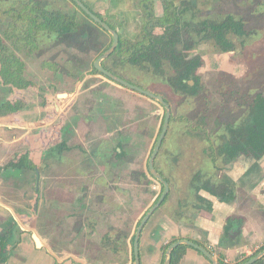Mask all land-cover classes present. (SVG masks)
I'll return each instance as SVG.
<instances>
[{
	"label": "rangeland",
	"instance_id": "obj_1",
	"mask_svg": "<svg viewBox=\"0 0 264 264\" xmlns=\"http://www.w3.org/2000/svg\"><path fill=\"white\" fill-rule=\"evenodd\" d=\"M51 1L60 7L75 8L69 0ZM83 1L102 15L110 8L109 0ZM167 1H172L177 8L188 7V15L196 9L200 10L201 16L212 19L234 14L245 20L251 33L244 41L234 40L237 48L232 53H221L211 44H203L193 52V56H200L203 60L198 71L202 88L197 98L176 94L165 78L140 68L126 66L125 70H121L124 80L163 97L170 105L174 121L170 122L157 156L158 172L173 181V196L178 197L183 192L175 201L181 204L186 201L183 189L187 183L191 186V181L198 173L201 172L203 177L206 173L221 175L212 167L210 148H217L216 143L227 134L224 123H237L247 115L257 94L264 95V0ZM164 2L125 0L111 13L122 17L126 23L122 33L133 37L140 31L141 20L147 16V12L156 18L163 17ZM82 18L86 17L82 15ZM82 18L81 21H85ZM161 33L162 30L158 29L157 34ZM96 42L108 46L112 39L101 34ZM63 43L57 47L58 44L51 42L39 56L20 55L29 68V79L35 81L36 87L28 91V108L19 114V124L24 125L25 129L19 135H14L20 139L11 147L16 154L5 161L9 164L14 160H28L29 154L35 166H38L40 179L37 190L36 168L14 169L18 171L17 177L2 182V190L6 194L4 202L8 207L14 205L21 224L50 242L58 254L84 253L93 257L100 247L101 238L97 237L99 232H110V224L116 228L126 225L131 230L133 220L130 218L138 212L135 210L143 206V213L147 214L163 191L162 183L149 173V160L162 133L166 109L160 102L105 76L87 72L92 70L97 54L87 51L88 55H81L85 53L81 49L77 57L75 52L78 51L75 49L80 45L66 40ZM103 50L104 47L98 52ZM68 55L81 58L87 65L85 81L78 88L77 84L66 82L67 77L61 72L54 73L43 68L45 60L65 65ZM73 66L67 65V70H73ZM91 76L101 77L103 83L95 85L96 79ZM57 77L59 79L55 80ZM0 90L1 102L7 92L5 89ZM43 98L46 100L45 108L42 107ZM11 100H17V95L14 94ZM9 122L7 118H0V124L4 126L11 125ZM60 127H63V134L58 136H63L61 140L66 142L71 151L64 152L58 160L52 152L57 144H61L60 139L57 140L58 136L53 139ZM197 127L198 130L195 129ZM11 139L10 134L6 136L3 143L5 149H8ZM117 150L123 153L120 159H117ZM247 158L251 157L245 156ZM218 164L224 166L221 162ZM260 171L264 173V170ZM243 172L234 168V173ZM91 175L95 177L94 182L89 178ZM102 175L106 180H98ZM145 175L148 179L144 178ZM249 180L241 181L240 186L250 190L257 181ZM118 185L128 190L135 186L137 190L133 198L130 191L126 193L127 200L120 197L116 190ZM83 190L87 191L85 198ZM9 231V228L4 227L0 236L7 235ZM18 234L15 231V236Z\"/></svg>",
	"mask_w": 264,
	"mask_h": 264
},
{
	"label": "trees",
	"instance_id": "obj_2",
	"mask_svg": "<svg viewBox=\"0 0 264 264\" xmlns=\"http://www.w3.org/2000/svg\"><path fill=\"white\" fill-rule=\"evenodd\" d=\"M69 1L75 8L60 7L51 0H12L10 2L0 0V7L3 6L2 17H0V89H5L7 92L3 101L0 102V117L17 119V116L28 108L27 103L30 100L28 91L36 87L35 81L29 79L31 78L29 77V68L21 58V54L39 56L42 49L48 48L47 46L51 42L58 44V47L62 46L65 40L80 45L75 49L78 51L75 52L77 57L81 53L80 50L83 49L85 53L82 52L81 55L96 53V57L99 58L111 47L113 43L111 35L91 20L73 0ZM124 1L109 0L110 8L105 11V15L96 13L83 1L100 19L118 32L120 37L117 50L103 63V66L122 79L125 78L121 70H125L126 66L140 68L155 76L165 78L168 86L176 94H181L185 98H197L202 88L198 71L203 65V60L200 56H193V52L197 48L203 44H211L221 53H232L237 48L235 39L244 41L251 35L245 20L234 14H227L222 19H212L211 17L201 16L200 10L196 9L191 11L190 17L188 7L177 8L172 1L164 0L163 17L156 18L154 14L147 12V16L141 20L140 31L132 37L129 34L122 33V30L126 27L122 17L111 13V10L118 9ZM4 4H7L6 7H4ZM82 15L93 24L86 18H82ZM81 18L85 21H81ZM158 29L162 30L161 34H157ZM101 34L111 37L112 42L108 46L96 42ZM103 47L104 50L99 53L98 51ZM68 57V61L63 66L60 62L45 60L43 68L54 73L61 72L66 75L67 80L64 78L66 82H73L76 85L85 79L87 65L81 58L78 59L69 55ZM67 65H74L73 70H67ZM87 72L102 75L95 68V62L92 65V70ZM58 79L59 77L55 78V80ZM54 90L57 89L54 88ZM14 94L17 95L15 101L11 100ZM45 105L46 100L43 98L42 107L45 108ZM188 120L187 123H190ZM173 121L174 117L172 116L170 122ZM224 125L227 134L222 136L216 143L217 148L213 146L210 148L212 151V155H210L212 167L221 172L242 154H251L256 160V165L246 173V176L254 173L255 168L260 170L257 162L264 158V95L262 93L257 94L247 115L238 120L237 123L226 121ZM195 129L198 130L199 127ZM66 151H71V148H68L64 141L57 144L52 153L55 158L60 160ZM207 154L209 155V152ZM116 155L117 159H120L123 153L117 150ZM157 158L155 166L158 170ZM218 162L223 163L224 166H219ZM37 167L34 162H30L28 159L20 160L19 163L12 164L6 169L13 168L20 171L23 169L34 170ZM216 176L208 174L205 180L201 172L195 176L192 187L196 191V197L199 196L200 192L206 191L222 201L230 203L235 198L237 184L225 175L222 179H218V176ZM144 178L148 179L146 175ZM166 180L171 183L168 178ZM163 191L156 199L155 204L160 199ZM167 200L168 197L162 206ZM185 203L184 205L187 206L189 200H186ZM140 223L141 221L138 227ZM236 223L234 220L228 222L226 236L231 234L230 232ZM239 225L242 226L243 221L240 220ZM10 231L9 234H5L0 238V243H2L0 246V264H7L10 255L8 248L14 245L12 239L16 230ZM134 237L131 242L132 247ZM178 241L173 240L164 248L162 264H165V255L168 248ZM100 243L103 249L115 254L126 246L124 238H113L110 235L104 236ZM200 246L207 249L203 245ZM186 249L187 246L177 248L173 253V258L176 253H182ZM263 251L264 248L253 257ZM215 257L220 264H225L219 257ZM253 257L244 259L237 264H244ZM134 262L135 256L133 253V264ZM255 264H264V258Z\"/></svg>",
	"mask_w": 264,
	"mask_h": 264
},
{
	"label": "crops",
	"instance_id": "obj_3",
	"mask_svg": "<svg viewBox=\"0 0 264 264\" xmlns=\"http://www.w3.org/2000/svg\"><path fill=\"white\" fill-rule=\"evenodd\" d=\"M91 77L94 80L96 79L95 85L103 83L101 77ZM82 82L77 83L76 87L78 88V85ZM7 119L11 125L4 126L0 124V235L4 227L9 228L11 231L16 230L19 233L16 236L14 233L12 239L14 245L8 248L10 255L7 264H133L134 251L131 242L136 234L139 222L142 221L146 214L143 213V206L135 210L138 211L135 215H131L133 216V218H130L133 220L131 230L126 225H119L120 227L116 228V226L113 227V224H110V232L103 230L97 235L101 240L106 235H110L113 238H118V236L121 238L123 236L122 238H124L126 246L116 254L103 249L101 246L96 251V256L93 255V257L87 256L84 253L58 254L50 242L43 240L39 234L33 232L31 229H27V226L21 224V218L14 210V205L8 207L6 202H4L6 194L5 190H2V187L6 179L14 178V176L17 177L18 175V171L14 169L9 171L6 168L12 164L19 163L20 159L17 162L13 159L14 162H10L9 164L5 160L12 159L15 156L16 153H13L11 147L20 139L14 135L19 132L22 133L25 126L19 124L21 123L19 116H17V119L10 117ZM9 134L12 139L10 140V145L8 144V149H5L6 146L3 143ZM48 134H50V131H48ZM245 156L251 158L245 159ZM27 157L31 159L29 154H27ZM31 162L34 161L32 160ZM257 163L260 166V170L263 171L264 158ZM5 164L8 165L5 166ZM255 165L256 160L253 155L242 154L231 165L226 166L220 172L221 175H218V179H222L225 175L237 184L235 198L230 203H226L206 191L200 192L199 196L196 197V191L192 187V180L191 186L187 183V187L183 189L186 196L185 200H189V204L185 206V201L181 205L175 201L176 199L178 200V197L183 192L179 196L177 195L178 197L173 196L175 185L169 179L171 182V191L168 196V202L151 217L140 238L141 264H162L164 248L173 240H188L198 245H203L214 254V257H219L225 264H237L244 259L253 257L262 250L264 248V173L255 168L254 173L246 176V173ZM235 167L239 170H244L243 174L234 173ZM224 171L228 172L224 174ZM8 173H10L9 176ZM208 174L206 173L204 180L207 179ZM212 176L215 177L213 174ZM89 178L92 182L95 181L93 175L89 176ZM249 179H256L257 182L250 190H246L240 184L241 181H250ZM98 180H106V178L102 175ZM116 190H118L120 197H124L127 200L128 196L126 193L130 191L131 197L133 198L134 192L137 189L133 186L132 189L128 190L118 185ZM82 193L85 198L87 191L83 190ZM190 198L192 199L190 200ZM83 218H85L84 214ZM230 220H234L237 223L230 232L231 234L226 236V227ZM240 220L243 221L242 226L239 225ZM104 228L107 229V226H104ZM35 234L41 239L42 247H38L34 239ZM1 245L2 243H0ZM105 260L109 262L106 263L104 262ZM172 264L212 263L194 248L187 247L182 253H176L174 258L172 257Z\"/></svg>",
	"mask_w": 264,
	"mask_h": 264
},
{
	"label": "water",
	"instance_id": "obj_4",
	"mask_svg": "<svg viewBox=\"0 0 264 264\" xmlns=\"http://www.w3.org/2000/svg\"><path fill=\"white\" fill-rule=\"evenodd\" d=\"M73 1L77 4V6L87 16H89L91 18V20H93L96 24L100 25L113 38V43H112L111 47L106 52H104L95 61V68L97 69V71L100 72L103 76H105L109 80H111V81H113V82H115L121 86H124V87H126L132 91H135V92H137L143 96H146L150 99H153V100L160 102L166 109V117L164 120V126L162 129V133L158 139L157 145H156V147L153 151V154L149 160V171H150L153 178H155L156 180H158L162 183V185L164 186V191H163L160 199L158 200V202L147 212V214L142 219L139 227L137 228V231H136V234L134 237V243H133V251H134V256H135L134 264H141V260H140V238H141V235L143 233V230H144L145 226L147 225V223L149 222V220L151 219V217L155 214V212L161 208L162 204L164 203L166 198L169 196L170 191H171L170 183L162 175L159 174V172L156 169L155 162H156V158H157V156H158V154L162 148V145H163V142L166 138L167 132L169 130L170 121L172 118V110L170 108V105L165 101V99L163 97L155 95V94H153L147 90H144L140 87H137V86L129 83L128 81L122 79L121 77L114 75L113 73L108 71L103 66V63L109 57H111L115 53V51L117 50V48L119 46V42H120L119 34L115 30H113L106 22H104L102 19H100L90 8H88V6L82 0H73ZM191 84H193V83L191 82ZM35 172H36L37 177H38V182H37V190H38L40 171L38 170V168H36ZM34 239H35L38 247L43 246L42 241L37 234L34 235ZM181 246H187V247L194 248L195 250L200 252L205 258H207L212 264H220L210 251H208L204 247H202V246H200L194 242L188 241V240H180V241L172 244L168 248L166 255H165V264H172L173 253L177 248H179ZM262 258H264V252H262L261 254H259L258 256H256L255 258L251 259L250 261H248L244 264H255L256 262H258Z\"/></svg>",
	"mask_w": 264,
	"mask_h": 264
},
{
	"label": "flooded vegetation",
	"instance_id": "obj_5",
	"mask_svg": "<svg viewBox=\"0 0 264 264\" xmlns=\"http://www.w3.org/2000/svg\"><path fill=\"white\" fill-rule=\"evenodd\" d=\"M62 128H63V127H62ZM62 128L60 127V131L58 132V134L54 135V137H53L54 140L56 139V136L60 135V133L63 134V129H62ZM51 132H52V128H51V130H50V134H48V139H49L50 136H51ZM61 138H63V136H58V137H57V140L60 139L61 143H63V140H61ZM56 142H57V141H56ZM56 142H55V143H56Z\"/></svg>",
	"mask_w": 264,
	"mask_h": 264
}]
</instances>
